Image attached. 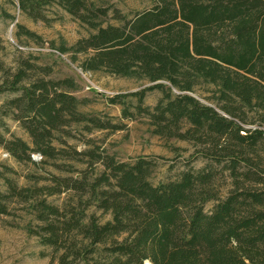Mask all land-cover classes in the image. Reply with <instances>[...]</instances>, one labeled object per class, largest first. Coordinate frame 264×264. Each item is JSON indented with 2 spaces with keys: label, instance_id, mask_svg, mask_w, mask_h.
Wrapping results in <instances>:
<instances>
[{
  "label": "trees",
  "instance_id": "1",
  "mask_svg": "<svg viewBox=\"0 0 264 264\" xmlns=\"http://www.w3.org/2000/svg\"><path fill=\"white\" fill-rule=\"evenodd\" d=\"M51 1L18 0V7L43 20ZM54 1L95 30L59 51L92 50L82 70L147 82L129 93L136 97L134 111L124 106L122 116H144L152 134L199 145L207 164L155 185L149 180L154 163L146 157L125 162L95 150L79 152L63 139L73 136L72 128L117 130L122 124L83 112V100L72 93L78 88L74 78L53 77L51 67L27 60L13 70L0 62V94H14L0 107V146L19 161H31V152L44 159L60 152L78 161L86 154L89 165L103 166L91 182L61 179L56 190L5 179L0 215L8 213L13 197L27 201L60 187L87 190L109 220L91 215L84 222L83 213L66 216L45 199L33 204L39 220L64 215L59 225L46 222L41 234L43 244L63 249L59 264H264V0H151L130 18L114 9L120 24L105 26L109 7L94 0ZM203 85L209 94L198 92ZM154 89L161 96L153 107L144 106ZM107 101L124 105L118 95ZM8 115L32 146L4 137ZM55 139L67 147H56ZM225 171L232 186L219 198L215 181ZM210 201L215 204L206 210Z\"/></svg>",
  "mask_w": 264,
  "mask_h": 264
},
{
  "label": "rangeland",
  "instance_id": "2",
  "mask_svg": "<svg viewBox=\"0 0 264 264\" xmlns=\"http://www.w3.org/2000/svg\"><path fill=\"white\" fill-rule=\"evenodd\" d=\"M94 3L110 8L107 17L103 19V26L120 24L113 16L114 9L130 18L134 12L151 6V0H94ZM43 14V20H34L19 9L18 0H0V62L13 70L18 62L27 60L51 67L53 77L74 78L78 88L72 93L83 100L80 106L83 112L106 115L111 118V122L122 124V128L117 130L96 129L86 132L81 128H72L73 136H63L68 145L79 152L95 150L113 155L118 161L129 162L137 157H146L154 163L149 180L155 185L177 178L187 168L198 170L207 164L197 153L199 145L152 134L144 116L136 114V119L122 116L124 106L134 111L136 97L129 93L147 86V82L134 77L116 76L104 70H82V62L92 54V50L59 51L61 47L70 48L95 30L70 15L54 0L44 6ZM18 25L22 28L19 29ZM23 30L31 33H23ZM209 89L203 85L198 92L209 94ZM116 95L121 96L124 105L110 104L107 101L109 97ZM13 96L11 93H1L0 107ZM160 96V91L156 89L148 91L143 105L153 107ZM244 126L250 127L247 124ZM2 134L8 140L20 138L32 146L28 133L11 115L5 117ZM54 145L58 148L67 147L61 145L58 139H55ZM55 154V157L44 159L40 153L31 152V161H19L0 146V191H7L5 179H10L18 187L35 189L46 186L49 190H56L61 179L80 180L86 177V181L91 182L103 171L99 162L89 165L86 154L81 155L82 161L69 159L60 152ZM262 155L264 158V152ZM220 168L221 165L218 169ZM215 186L219 198L224 197L232 186V180L226 171L223 175H218ZM60 188V191L52 194L46 193L47 190L43 191L27 201L16 197L8 201V213L0 215V264H59L63 249L42 243L41 234H46L43 229L46 222L59 225L65 214L69 216L73 212L83 213L84 222L91 215L101 223L110 219L109 213L97 208L87 190L81 192ZM38 199H45L47 203L57 206L64 215L50 216L48 221L39 220L33 207ZM214 204V201L208 202L206 210H210Z\"/></svg>",
  "mask_w": 264,
  "mask_h": 264
}]
</instances>
